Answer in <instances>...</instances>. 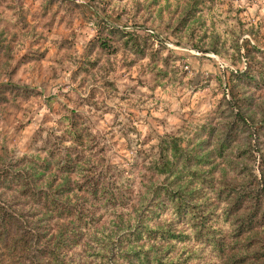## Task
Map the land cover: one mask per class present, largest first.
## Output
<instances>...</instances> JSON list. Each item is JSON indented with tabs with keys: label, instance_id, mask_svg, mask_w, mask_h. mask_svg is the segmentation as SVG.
Wrapping results in <instances>:
<instances>
[{
	"label": "rangeland",
	"instance_id": "rangeland-1",
	"mask_svg": "<svg viewBox=\"0 0 264 264\" xmlns=\"http://www.w3.org/2000/svg\"><path fill=\"white\" fill-rule=\"evenodd\" d=\"M101 17L135 33L139 48L107 33ZM104 35L109 50L94 40ZM247 62L264 67V0H0V168L23 169L33 188H56L51 194L69 212L50 210L20 184L0 183V199L19 213L25 233L52 237L75 224L76 244L63 250L73 264H105L115 247H160L124 239L161 179L147 164L170 136L186 146L196 137L215 139L231 98L227 75ZM234 89L248 101L249 129L214 159L215 185L255 181L263 161L264 84L235 82ZM210 125L212 138L204 132ZM75 208L85 212L82 221ZM139 217L160 227L172 215ZM213 225L223 231V248L204 243L183 264H237L243 254L242 264L255 261L258 244L246 242L248 232L230 234L219 213ZM1 258L10 264L7 254Z\"/></svg>",
	"mask_w": 264,
	"mask_h": 264
},
{
	"label": "trees",
	"instance_id": "trees-1",
	"mask_svg": "<svg viewBox=\"0 0 264 264\" xmlns=\"http://www.w3.org/2000/svg\"><path fill=\"white\" fill-rule=\"evenodd\" d=\"M103 19L101 17L100 24L107 33L120 36L122 43H128L136 49L139 48L135 33L118 29L117 25ZM94 40L103 49L112 48L105 35L104 37L96 36ZM255 66L247 62L243 69L228 73V92L231 98L225 101L224 121L221 126L216 127L215 139H198L199 137H196L197 139L190 146H186L180 144L178 137L170 136L161 141L156 157L150 159L147 164V168L152 173L161 175V179L149 187V197L137 213V222L132 229L126 231L129 235L124 239L134 242L145 238L153 242L159 241L163 245L129 248L128 250L116 247L107 249L105 259H103L105 264H183L194 257L204 243L223 248L221 245L223 243H220L223 231L213 225V220L218 216V213L222 219L228 221L230 234L240 235L248 232L246 242L252 240L254 245L258 244L257 248L255 246L251 248L250 253L255 261H249L248 264H264V251L261 253V250L264 249V155H261L263 161L259 165L260 175L254 178L255 181L249 179L245 183L223 181L215 185L212 173L219 162L214 159L222 160L228 153V148L235 135L249 129L246 122V111L249 104L246 97L242 98L237 95L234 83L250 86L264 84V67H258V69ZM252 70L257 72V76L254 71L252 73ZM262 123L264 124V120L259 123L264 132ZM67 130L75 139L77 134L74 129L68 127ZM204 132L212 138L211 125L207 126ZM209 144L213 145L208 149H203ZM255 148L259 154L263 153V149L258 146ZM241 151L244 153L250 150L243 148ZM27 176L23 169L0 168V183L2 185L20 184L22 188H28V194L33 197L35 194V199L42 198L50 210L62 209L69 212V207L59 206L60 201L51 194L56 188L52 191L45 188H33L26 181ZM65 188L68 190L70 187L66 186ZM212 200L219 201L222 207L217 210ZM164 210H168L172 217L160 227L148 226L139 217L146 211L147 219H152ZM84 213L80 208L72 210L75 221H82ZM19 218V213L0 199V244L3 248V251H0V264H5L1 258L2 253L10 256V264H73L69 258L64 259L63 250L76 244L78 231L75 229V224L67 222L61 233L52 237H40L37 230L34 234H30L31 229H29V233H25L18 222ZM176 224L182 225L177 227ZM30 225L35 227L34 222H31ZM187 241H196L200 245L189 250ZM177 243L182 245L170 258L169 255L173 253V247ZM220 247L217 248L220 249ZM99 254L101 255V253ZM235 256L234 258L238 259L237 264L248 262L244 254Z\"/></svg>",
	"mask_w": 264,
	"mask_h": 264
}]
</instances>
